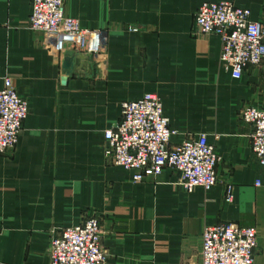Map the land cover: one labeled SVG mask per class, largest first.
<instances>
[{"label":"crops","instance_id":"0c3cea01","mask_svg":"<svg viewBox=\"0 0 264 264\" xmlns=\"http://www.w3.org/2000/svg\"><path fill=\"white\" fill-rule=\"evenodd\" d=\"M205 1L65 0L67 15L107 34L103 59L66 76L73 53L51 51L30 29L31 0H0V88L29 103L15 148L0 154V264H49L51 236L93 214L104 264H198L203 228L224 223L256 229L253 264H264V166L238 113L264 105V62L240 79L221 66L220 38L194 31ZM212 1L264 22V0ZM145 93L162 102L172 145L205 134L215 146L210 192L186 193L170 168L133 182L105 159L104 131Z\"/></svg>","mask_w":264,"mask_h":264},{"label":"built area","instance_id":"2783aa9c","mask_svg":"<svg viewBox=\"0 0 264 264\" xmlns=\"http://www.w3.org/2000/svg\"><path fill=\"white\" fill-rule=\"evenodd\" d=\"M28 26L41 33L45 46L55 53H79L94 62L106 54V32L82 27L66 14L65 0H31ZM129 30L138 31L132 26ZM194 31L220 38L219 62L235 79L242 78L246 67L264 62V22L252 20L246 7L227 1L202 2L195 11ZM28 112V100L15 87L0 88V154L15 148ZM238 113L252 127L250 146L264 166V105H245ZM176 134L160 99L145 93L124 101L120 117L104 131V157L129 173L133 182L142 181L148 172L158 175L170 168L186 193L195 188L210 192L218 181L216 166L220 157L215 146L205 134L172 145ZM100 229L95 214L78 225L62 227L48 243L49 264H104L106 252ZM256 246L253 227L236 223L208 225L201 232L198 264H253Z\"/></svg>","mask_w":264,"mask_h":264},{"label":"water","instance_id":"95a60500","mask_svg":"<svg viewBox=\"0 0 264 264\" xmlns=\"http://www.w3.org/2000/svg\"><path fill=\"white\" fill-rule=\"evenodd\" d=\"M89 59L87 55L67 53L64 55L62 70L66 76H70L74 70L81 72L86 68V61Z\"/></svg>","mask_w":264,"mask_h":264}]
</instances>
